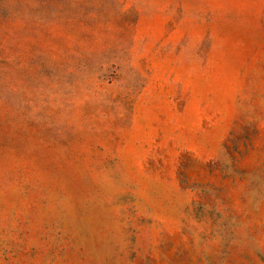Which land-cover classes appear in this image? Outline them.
Listing matches in <instances>:
<instances>
[{"label": "rangeland", "instance_id": "rangeland-1", "mask_svg": "<svg viewBox=\"0 0 264 264\" xmlns=\"http://www.w3.org/2000/svg\"><path fill=\"white\" fill-rule=\"evenodd\" d=\"M0 264H264V0H0Z\"/></svg>", "mask_w": 264, "mask_h": 264}]
</instances>
